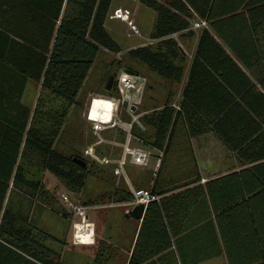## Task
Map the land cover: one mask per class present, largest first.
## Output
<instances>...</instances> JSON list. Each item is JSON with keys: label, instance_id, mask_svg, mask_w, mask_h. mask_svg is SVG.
<instances>
[{"label": "trees", "instance_id": "obj_1", "mask_svg": "<svg viewBox=\"0 0 264 264\" xmlns=\"http://www.w3.org/2000/svg\"><path fill=\"white\" fill-rule=\"evenodd\" d=\"M137 1L153 11L148 32V38L153 41L127 49L123 58L135 60L160 78L175 83L182 76L186 63L177 41L179 34L191 32L193 13L208 22L214 15L216 0ZM110 2L0 1V67H4L0 69V264H64L59 252L49 245V242L62 244L63 241L37 227L27 214L14 209L9 195L13 191L20 192L29 198L37 197L50 207L56 202L52 192L28 168L31 161L37 169L52 175L69 191L79 192L83 187L87 166H93L94 162H88L76 152L63 155L55 149L54 143L68 107L76 103L78 92L98 53L105 50L117 54L121 50L104 27ZM259 8L264 15V5ZM248 10L250 7H246ZM173 34H177V38ZM208 43L224 55L227 63L235 65L208 31L202 30L191 60L193 74L202 71L203 66L199 65H214L206 63L204 57ZM122 69L136 73L125 63ZM28 79L39 83L32 108L19 102L21 88ZM194 85V80L188 82L185 100ZM228 86L236 92L230 82ZM14 89L16 94H13ZM102 92L116 95L114 81L109 90L103 86ZM241 98L242 101L224 99L209 102L210 111L203 110L210 115L211 128L228 139L224 140L229 144L234 142L235 146L244 136L238 134L230 139L232 134L228 132L244 130L245 126L249 128L247 131L256 130L261 124L251 118L250 112H264V97L258 92H250V87ZM168 103L166 100L159 109L139 117L151 133L136 136L157 150H162L165 142V151L170 127L176 118L177 112ZM185 105L186 101L181 99V111ZM184 115L188 117L186 111ZM199 131L190 134L195 135ZM251 141L252 146L234 149L237 156L244 159L264 156V150L254 148L255 136ZM96 151L99 152L98 148ZM72 156L82 158L85 166L73 163L70 160ZM263 166L251 165L232 171L203 185L194 184L191 179L161 187L156 179L152 181L149 192L158 197L145 206L126 264H177L174 252L184 263L183 255L178 251L180 241L197 242L195 238L200 234L195 235V230L207 226L211 229L215 226L214 254L223 252L226 264H264ZM109 197L117 202L128 201L131 194L124 184H120L114 186ZM86 203L90 202H83ZM55 212L66 217V212L60 207ZM197 218L199 225L192 228ZM192 249L195 254L197 248L193 246Z\"/></svg>", "mask_w": 264, "mask_h": 264}, {"label": "rangeland", "instance_id": "obj_2", "mask_svg": "<svg viewBox=\"0 0 264 264\" xmlns=\"http://www.w3.org/2000/svg\"><path fill=\"white\" fill-rule=\"evenodd\" d=\"M117 5L121 8L124 7L127 9L130 12L131 18L132 13L130 10L135 12L134 15L136 20L133 18L132 20L140 34L138 36L127 37L125 35L126 26L119 20L113 19L115 26L114 30H111L106 25L108 33L122 49L117 54H112L110 52H106L105 50L98 53L78 92L75 101L76 103L68 107L66 117L58 131L54 147L63 155L69 156L76 152L88 162L90 161L89 158L82 156V149L86 145H90L96 139V135L91 131L90 125L85 119V113L90 98L96 96L109 97L115 95L103 93L102 88L105 85L107 77L109 75H113V73L116 75L119 70H123L122 67L125 63V65H130L137 74L144 78V88L140 95L139 102L135 104L136 107L131 112L132 114H129L124 105H121L117 108L114 118L116 120L119 119L120 122H125L126 124L130 123L129 126H127V129H129L127 141L128 145L146 149L151 154L152 161L150 162V160H148V163L143 167L136 165L129 166L128 164L125 166L124 170L125 177L120 176L117 178L111 174L109 166H101L96 163H94L93 166L89 165L87 166L88 171L83 187L79 192L74 193L62 186L49 173H43L37 169L34 166L33 161H31V167L28 166V168L38 179H41L44 187L50 193L52 192L56 202L52 205V207H50L45 205V203L39 198L33 196L32 198H29L22 195L23 193L20 192L13 191L9 195L10 204L14 209L20 210L22 214H27L30 221L32 220L37 227H42L63 241L62 244L49 242V245L54 247L59 252L60 259L64 264H126V251L132 243L134 236L133 231L136 227L137 221L123 216L124 212H126L129 208V206L124 203L109 206L110 201H115L109 197V194L114 186L120 184H124L126 189L129 191L137 187L149 190L151 184L150 180L154 181L157 179V172H159L161 168V158L152 152L149 145L136 136L139 134L148 136L151 133L150 128L144 126V124L140 121L139 113H146L147 109L154 106H160L162 101L160 99V92H165L167 86L169 89L170 86L174 88L175 86L174 84H167L168 82L164 79L159 78L160 80H158L155 74L149 71L143 64L135 60L125 57L123 58V52L126 51L124 50L125 48L132 47V45L136 47L147 44V28L150 24V19L147 18V11L152 10H149V8L145 6H140L139 10L136 12L135 9H137V4L129 0H114L111 3V7ZM147 73L156 77L157 82L155 83V81H151L149 77V81L147 83ZM30 81L32 88H28L26 90L23 102L32 108L36 101V99L33 98V100L32 97L36 95V83L38 82H34L32 80ZM149 87L153 90L149 91ZM173 90L174 91L170 90L171 93H175V89ZM172 100L173 103H177L178 97L175 95ZM131 115L137 116L136 120L133 122ZM170 128H172V126ZM126 134V131L122 127L115 126L114 128H107L99 134V136L103 139V143L101 142V144L96 146V148H98L101 154H111V156H116L119 151V146L117 144H112L111 142L115 141L116 143H122L126 139ZM170 138L171 131L169 135V139ZM104 140L106 142H104ZM169 145L170 143L168 141L167 146ZM167 146L166 148H168ZM164 169L168 174V177L172 174H175L177 177L176 181L172 179L167 180L170 185L189 181V179H184L194 173V166L192 165H167ZM153 171H155L156 175H152ZM60 193L67 194L75 203H83L87 201L90 203L86 204L95 206L94 210L88 211V222H91V224L88 226L81 225L80 229V232H83L85 229L89 230L90 236H84V238L90 244L82 243V238H75L74 236H71L72 224L70 229V222L72 219L74 220V218L68 212L69 210L60 201ZM58 207L66 212V217H60L59 214L55 212Z\"/></svg>", "mask_w": 264, "mask_h": 264}, {"label": "crops", "instance_id": "obj_3", "mask_svg": "<svg viewBox=\"0 0 264 264\" xmlns=\"http://www.w3.org/2000/svg\"><path fill=\"white\" fill-rule=\"evenodd\" d=\"M113 1L114 0H111L109 4V12L116 7H120L118 5L111 7V3ZM129 1L137 4V9H135L136 12L139 10L140 6H143L137 0ZM214 3V15H212L210 20H208L206 27H199L195 29L189 27L191 31L190 33H184V35L179 34L181 35L177 39L179 49L186 58L182 76L175 83L167 81V84H174L175 88L170 86L169 89L167 86L165 92H160V99L162 100L160 106H154L147 109V114L153 110H157L166 100H168V105L171 107V103L173 102L172 99L175 95L178 97V105L181 99L182 101L183 99L186 101V105L182 111L180 107L178 109L171 107L173 111L177 113L176 119L171 128V138L169 139L170 145L167 146L168 148H165L164 151V146H162V150H157L149 145L152 152L161 158L160 171L157 172V175L155 171L152 173V175H156V182H158V185L161 187L170 185L167 180H177L175 174L169 175L168 177V174L164 169L167 165L194 166L193 175H189L184 180L193 179L195 182L194 184L202 185L210 179L225 175L232 171L247 168L251 165H264V156L256 159H244L237 156V153L234 151V149L238 147L246 148L252 146L253 143L251 139L254 136L255 141L257 140L254 148L256 150H264L263 111L258 114L250 112L251 118L261 124V126L256 130L247 131L249 128L245 126L244 130L228 132L232 134V136L229 137L230 139L235 138L238 134H242L244 136V139L239 142L238 146H235L234 142H231L230 145L228 141H225L228 139L224 138L221 133L220 136L218 134L219 132L213 130L211 128L210 115L203 111L204 109L210 111L209 102L221 101L224 99L242 101L241 95L248 91L249 87L250 92L251 90L258 92L264 97V15H262L259 8L264 5V0H216ZM234 7L237 8L232 10ZM246 7H250V10H248L249 12L246 11ZM130 11L132 13V18L136 20L134 15L135 12L132 10ZM153 16V11H147V18L150 19V24L147 28V44H150L153 41L148 38V32L151 27ZM199 19L200 17L193 13L190 22L198 21ZM113 22V19L106 18L104 21L105 29L107 30L108 26L111 30H114L115 26ZM202 30L208 31L210 37L217 43L224 53L230 57L235 65L227 63L225 59H223L224 55L211 45V43H208V51L204 57H206V63L211 62L214 63V65H199L203 66L202 71L193 74L191 60L195 56L199 35ZM177 36V34H173L174 38H177ZM133 47L135 46L132 45V47H127L124 50ZM120 49H122L121 46ZM0 65L2 64L0 63ZM1 68L4 67H0V69ZM155 76L158 80H160L159 76L156 74ZM149 77L151 81H155V83L157 82L156 77L147 73V83L149 81ZM191 80H194L195 85L192 90L189 87L190 91L187 93L185 100L184 91L186 93L188 87L187 84ZM30 82V80H26L25 84L21 88L19 102L22 104H24L23 100L25 99L24 94L26 90L28 88H32ZM229 82L233 85V88L236 89V92L229 88ZM36 85V95L32 97V99H36L39 90V83H36ZM173 89H175L176 94L171 93L170 90L174 91ZM150 90L152 91L153 89L149 87V91ZM13 91V94H16V89ZM13 94H11V96H14ZM135 107L136 105L131 106V111L134 110ZM185 111L187 112L188 117L184 115ZM139 114L141 115L143 112ZM189 123L191 124L190 126ZM198 129H200L198 134H190ZM258 133H261V136H259ZM148 160H150V162L152 161L151 154ZM129 166H132V164H129ZM109 168L111 170V167ZM152 181L153 180H150L151 184ZM132 207L128 208V210ZM198 219L199 218L194 220L192 228H194L195 225H199V223H196ZM136 221L137 227L138 221L140 220ZM72 222L73 219L70 222V229ZM190 222H193V220ZM136 227L133 231L134 234ZM210 229L211 227L207 226L203 227L202 230H195V235L200 234L197 238H195L197 242L191 243L189 241H180V250L178 251L182 253L185 262L181 263L178 253L174 252V258L177 264H226L223 252L219 255L214 254V250H216L213 242V239L215 238V226L212 227L211 231ZM130 246L131 244L126 251V261L130 255ZM193 246L197 248L195 254H193ZM199 247H202V249L199 250ZM172 249H174L173 246ZM210 250L212 251L211 254Z\"/></svg>", "mask_w": 264, "mask_h": 264}, {"label": "built area", "instance_id": "obj_4", "mask_svg": "<svg viewBox=\"0 0 264 264\" xmlns=\"http://www.w3.org/2000/svg\"><path fill=\"white\" fill-rule=\"evenodd\" d=\"M108 19L119 20L126 26L125 35L138 36L140 33L130 17V12L121 7L112 9L107 14ZM207 22L204 19L190 22V27L195 29L199 27H206ZM116 95L109 97H91L86 113L85 119L90 125L91 131L96 135V139L90 145H86L82 149V156L89 158L91 162L99 164L101 166L111 167V174L114 177L124 176L125 166L129 163L136 166H145L150 157V153L146 149L129 146L127 126L130 123L120 122L119 119L114 118L117 108L124 105L126 111L129 114L131 112V106L139 102L140 95L144 88V78L137 73H130L124 70H119L113 77ZM171 107L178 109V103H171ZM93 108H97L98 112L92 111ZM137 116L131 115L132 122L136 120ZM122 127L126 131V139L122 143L111 142L119 146V151L116 156L103 155L96 151V146L103 143V139L99 136L100 132L107 128ZM127 129V130H126ZM104 142H106L104 140ZM108 143V142H107ZM160 155V154H159ZM125 177V176H124ZM131 198L128 201H110L109 206L118 205L124 203L125 205L132 207L136 204H143L145 207L151 200H156L157 196L152 195L149 190L141 187H137L129 191ZM59 199L62 204L69 210L68 212L74 218L72 222V236L75 238H81V235H85L86 232L81 233V225L88 226L91 222H88V211L94 210L95 206L90 204L75 203L65 193L59 194ZM128 211V210H127ZM78 219V221H77ZM87 228V227H86ZM87 230V236H90L89 230ZM84 230V231H85Z\"/></svg>", "mask_w": 264, "mask_h": 264}, {"label": "water", "instance_id": "obj_5", "mask_svg": "<svg viewBox=\"0 0 264 264\" xmlns=\"http://www.w3.org/2000/svg\"><path fill=\"white\" fill-rule=\"evenodd\" d=\"M112 81H113V75H109L107 77V80L105 82V85H104V89L105 90H109V88L111 87L112 85ZM70 160L81 166V167H84L85 166V161L79 157H76V156H72L70 158ZM144 209L145 207L143 206V204L139 203V204H136L134 205L130 210L124 212L123 216L125 218H132V219H135V220H141V217L143 215V212H144Z\"/></svg>", "mask_w": 264, "mask_h": 264}, {"label": "bare ground", "instance_id": "obj_6", "mask_svg": "<svg viewBox=\"0 0 264 264\" xmlns=\"http://www.w3.org/2000/svg\"><path fill=\"white\" fill-rule=\"evenodd\" d=\"M92 111H94V112H98V109L97 108H93L92 109ZM84 232H86L85 233V235H81V238H82V243H89L87 240H85V238H84V236H87L86 234H87V230H85V231H83V232H81V233H84Z\"/></svg>", "mask_w": 264, "mask_h": 264}]
</instances>
